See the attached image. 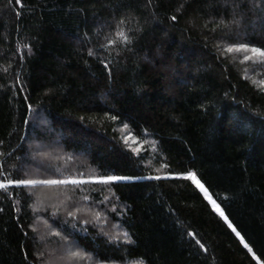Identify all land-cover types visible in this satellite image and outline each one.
Masks as SVG:
<instances>
[{
	"label": "trees",
	"instance_id": "16d2710c",
	"mask_svg": "<svg viewBox=\"0 0 264 264\" xmlns=\"http://www.w3.org/2000/svg\"><path fill=\"white\" fill-rule=\"evenodd\" d=\"M241 46L264 51V0H0V264H264V84ZM34 143L125 179L44 197Z\"/></svg>",
	"mask_w": 264,
	"mask_h": 264
},
{
	"label": "rangeland",
	"instance_id": "374dc122",
	"mask_svg": "<svg viewBox=\"0 0 264 264\" xmlns=\"http://www.w3.org/2000/svg\"><path fill=\"white\" fill-rule=\"evenodd\" d=\"M248 49H249V51H247V52H245V51H239V52H237L236 51V54H238V57H239L240 62L243 63L244 65L245 64H249V63H250V65H256V68H248V70H246L247 71L246 74L248 75V77H250L254 81H256V82H258L260 84H264V83H262V82H264V56L254 55L251 52V49L252 48H248ZM239 53H240V55H239ZM234 54H235V52H234ZM245 57H251V58L250 59H245ZM126 137H129V136H126ZM128 140H129V143L131 144V146H133L134 149L137 150V149H141L142 148V145L143 144L137 142L136 139H134V137H129ZM33 148L35 150H37V153H38L37 156L34 158V160L35 161H37V160L40 161V165H39L40 166V169H38V170H39V172L42 173V174H39V173L36 174V178L43 177V179H45L44 178V177H46L45 175L51 174L50 177H46V180H49V181H53V180L54 181H73V180H75V181H78V183L90 182V181H105V180H107V178H99V177L85 176L84 173L79 172L78 170H72L73 168L71 169V167H69V168H66V167H54L53 165L50 164V163L53 162V161H51V157H49L48 155L42 156L43 154L40 153V147L38 145H36L35 143L32 146L30 145V151L32 150V153H34ZM46 148H50L51 149V145H48ZM32 153H30V155H33ZM60 153H61V151H60ZM55 170H57V171L55 172ZM44 172H46L47 174H45ZM65 173H68L67 175L74 174L75 175V178L68 177L67 175H65ZM190 174L191 173H187V174H185V176L188 177ZM180 175H182V174L175 173V176H180ZM34 180L35 179H33L32 181H34ZM34 183H37V182L35 181ZM70 183L71 182H67V183H50L52 186H49L47 188L40 187L38 191L42 192V194H43L44 197L45 196L46 197L47 196L50 197V195H53L56 191L62 190V189H58L60 187H57L56 188L55 185H67V184H70ZM196 186H197V184H196ZM198 189L203 194V196L205 197V199L209 202V204L211 205V207L217 213L221 214V208H220V206L213 200V198L211 197L210 193L206 190V188L203 186V190L200 187H198ZM217 208L219 209V211L217 210ZM45 210H47V209H45ZM79 210L80 209H78L77 211H79ZM40 230H41V228H39V227L36 228V231H40ZM233 230H234V228H233ZM50 231H51L50 233H53L54 230L51 229ZM105 231H106V233H108V229L107 228H105ZM109 231H112L110 227H109ZM234 232H235V234L238 237H240L239 234L235 230H234ZM60 253H62L63 256H60L59 255L58 259H60L61 261H63L64 260V256H67L68 255V253L66 252V248L64 249V251H62V249H60ZM69 256L72 257V258H75V259H78V258L83 259V257H84V255L82 254L81 250H79L77 248L71 249V252H70ZM66 258L67 257H65V259ZM255 259L259 262V264H262L261 261L256 256H255ZM52 263H55V261L52 262ZM84 264H97V263H94L92 260L88 259L86 262H84Z\"/></svg>",
	"mask_w": 264,
	"mask_h": 264
},
{
	"label": "snow or ice",
	"instance_id": "6c2138e0",
	"mask_svg": "<svg viewBox=\"0 0 264 264\" xmlns=\"http://www.w3.org/2000/svg\"><path fill=\"white\" fill-rule=\"evenodd\" d=\"M17 3H20V0H17ZM119 35L121 37H123L125 39V41L127 40V37L124 35L123 32L119 33ZM227 51L228 52H232V51H237V52H239V51H245V52H247V51H249V49L247 48V46H241V47L235 48V49H233V48L230 47V48L227 49ZM251 52L254 55L264 56V51H261V50L256 49V48H252L251 49ZM250 58L251 57H245V59H250ZM262 83H264V82H262ZM125 127H127V126H125ZM124 139H125V143H127V140L129 139V137H125ZM187 178L188 179H192L197 184V187H200L203 190V186L199 183V181H196L195 180L194 174H190ZM120 179H125V178L124 177H117V176H109L107 178V180H105L103 182L104 183H107L109 181H115V180H120ZM67 182L78 183V181H75V180H73V181H54V180L53 181H44V183H67ZM9 183H12V181H9ZM22 183H34V181H25V182H22ZM7 187H8V185L3 184V183H0V189H6ZM217 210L219 211L218 208H217ZM221 215H223L222 212H221Z\"/></svg>",
	"mask_w": 264,
	"mask_h": 264
}]
</instances>
